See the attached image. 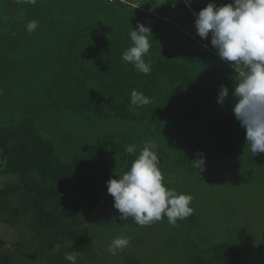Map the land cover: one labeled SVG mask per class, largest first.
Listing matches in <instances>:
<instances>
[{"label":"trees","instance_id":"1","mask_svg":"<svg viewBox=\"0 0 264 264\" xmlns=\"http://www.w3.org/2000/svg\"><path fill=\"white\" fill-rule=\"evenodd\" d=\"M209 2L190 5L198 13ZM31 20L39 22L33 33L26 30ZM194 21L181 0H0V264H70L64 254L73 251L77 264H163L181 242L179 264H264L263 239L254 251L257 240L244 226L230 234L223 223L213 235L199 234L203 208L193 200L195 211L176 225L164 217L141 227L119 219L107 192L106 182L149 140L166 187L178 194L204 183L222 186L223 195L236 189L225 161L244 153L246 131L231 95L222 106L217 97L221 85L234 91L238 77ZM137 22L152 30L147 76L121 60ZM193 27L189 35L185 28ZM133 89L151 103L132 106ZM127 145L136 153L127 154ZM198 153L202 170L192 163ZM207 166L222 170L205 176ZM23 220L27 238L14 229ZM223 234L230 237L219 242ZM119 236L130 244L112 255L108 247Z\"/></svg>","mask_w":264,"mask_h":264},{"label":"clouds","instance_id":"2","mask_svg":"<svg viewBox=\"0 0 264 264\" xmlns=\"http://www.w3.org/2000/svg\"><path fill=\"white\" fill-rule=\"evenodd\" d=\"M24 2L35 5L37 0ZM191 2L187 0V3ZM38 27L39 22L31 20L26 30L33 33ZM194 27L201 39H207L211 34V46L238 77L231 93L226 85L220 86L217 103L222 106L231 95L234 101L232 111L246 131V145L252 156L264 153V0H232L223 5L210 0L196 13ZM128 35L131 44L122 52L121 60L147 76L152 70L151 62L145 59L152 48V30L137 22L136 28L132 27ZM237 69H240L238 73ZM150 103V97L132 90V106L142 107ZM125 152L135 154L136 148L127 145ZM192 163L202 170L205 164L203 153H198ZM159 164L157 146L149 140L126 171L106 182L107 192L114 198L113 207L118 210L121 221L131 217L137 225L144 227L167 217L169 224L176 225L178 220L192 215L194 209L189 206L192 195L178 194L166 187ZM129 244L127 237H116L108 252L116 255L118 250ZM60 248V244L54 245L55 250ZM77 255L75 251L65 253L64 259L77 264Z\"/></svg>","mask_w":264,"mask_h":264},{"label":"rangeland","instance_id":"3","mask_svg":"<svg viewBox=\"0 0 264 264\" xmlns=\"http://www.w3.org/2000/svg\"><path fill=\"white\" fill-rule=\"evenodd\" d=\"M172 16V14H169ZM185 31L190 35L194 33L193 28H185ZM218 64L223 69L226 67L223 63L218 61ZM229 77H236L235 74L231 71L226 72ZM226 170L224 171L231 179V183L234 182L236 189L234 191H228L226 195H223V190L221 187L216 184H211L207 186L204 183V186L200 188H190L187 192H190L193 197V202L200 205L203 209L197 208V213L201 212V218L199 220V234H205V236H210L217 233L223 226H225V231L230 233V231L235 226H244L246 232L250 233L257 242L255 245L254 251L260 252L261 240L263 239V252H264V153H260L256 156H252L249 146H245L244 153L241 154L238 159L227 158L226 159ZM222 170V167H215L213 170H210V166H207L205 169V176L208 174H219ZM199 175L205 178L199 171ZM175 180V176H174ZM173 180V181H174ZM214 183V182H213ZM220 190V194H216L215 191ZM224 204V209L221 210L220 205ZM197 205V206H198ZM195 211V209H194ZM226 216H232L231 222H224ZM22 223H25V220L21 221L20 225L15 229V232L21 234L22 237H28L27 230H23L21 227ZM238 223V224H237ZM2 233L6 234V238L9 243L15 241L14 230L6 226L1 230ZM231 234V233H230ZM185 235V233H184ZM186 237V235L184 236ZM230 237V235H221L219 237V242H222L224 239ZM190 246H193L194 242ZM29 241V240H28ZM150 240L146 239L142 242L148 244ZM173 245V244H172ZM186 247L180 245H174L169 248V251L166 253L164 262H169V259L172 258V264H179L181 258L180 249ZM100 262H96L99 264ZM111 264V263H104ZM117 264V263H114ZM119 264H123L120 262ZM151 264V261L143 263Z\"/></svg>","mask_w":264,"mask_h":264},{"label":"water","instance_id":"4","mask_svg":"<svg viewBox=\"0 0 264 264\" xmlns=\"http://www.w3.org/2000/svg\"><path fill=\"white\" fill-rule=\"evenodd\" d=\"M182 4L187 8V10L190 12V14L196 18V12L194 9L191 7L189 3H187V0H181Z\"/></svg>","mask_w":264,"mask_h":264}]
</instances>
